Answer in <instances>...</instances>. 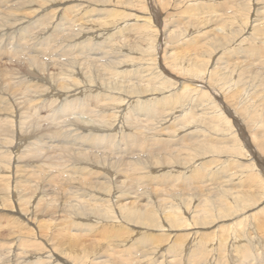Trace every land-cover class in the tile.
<instances>
[{"label":"rangeland","instance_id":"374dc122","mask_svg":"<svg viewBox=\"0 0 264 264\" xmlns=\"http://www.w3.org/2000/svg\"><path fill=\"white\" fill-rule=\"evenodd\" d=\"M87 1H92L91 7L93 8L94 6H96V8L95 7L94 8L95 9H98V10L99 9L101 10L102 8H105L106 7V4L105 3H98V2H95L94 0H86V1H82V2H85L86 3ZM132 1L133 0H125V1L113 0L112 1V4H111V7L107 8V9H113V10H115V9H117L119 7V9L122 10V7H121L122 5L121 4H123L124 5L123 6L124 9L126 10V12H125V15L126 16L125 17H122V16L120 17V19H121L122 22L118 18H117L118 20H116V22L117 21L118 22L120 21L119 22L120 25H121V23H128V24L130 23L129 25L131 26V28H130V26H128L129 29L126 28L124 30L125 31L124 34L123 33H122V35L120 34L121 36L120 35H117L116 37L114 36L115 39L112 38V40L114 39L113 41H115V42L118 41L117 38L119 40L125 39V41H123L125 43V48H124L122 54L124 53L123 56H128L129 59H130L129 62L128 61L126 63L124 62L125 65L127 66V67H125V69H129V71L130 70L134 71L133 69L139 70V68H140V70H142V71L144 70L145 73L154 72L153 68H156V66H157V65L155 66V63L156 64H159V62H160V60H158L157 57H159V53H160L159 49H161V50H163L161 52V54L164 57V58L161 59V61H163L164 62L163 64H165L167 66V69L169 70V72L170 71H172V72L175 71L174 70V67L177 65V62L176 61H178V63H180V62L183 63L184 62L185 68H183V69L184 70L186 69V71L187 70H190L191 72H193V75H192L191 72L188 73L189 75H187V73L185 71H183V69H181L184 73L182 71H180L179 73H177V75H179V76H181L183 78L192 77V76H195V77L198 76V78H201V77L204 78L205 75L208 77L209 76V73H210L209 70L210 71H213L214 70L212 72V74H213L212 77L214 78V81L217 84H214L213 81L212 82L209 81V82L213 83L215 85V87H216V85H218L219 83H221L220 81H222L221 84L226 85L225 86L226 87L225 88V91H224V88L221 89V90L224 91L223 93L221 92V94H224V95H222V96H224L223 99L224 100L225 99L227 100V101L225 100L226 101L225 104L226 105L228 104L227 106L230 107V108H232L235 111L236 117L237 118L239 117L238 119H239L240 123H242V125L244 126V127L243 126L241 127L242 129L241 128L240 129L243 130L244 133H248V134H244V136L247 137V135H248V138H249V142H250L251 147H253L254 149H257V152L260 151L259 152V155L261 157H263L264 156V137H263L264 136V123H263V121H264L263 120L264 119V82H263L264 81V74H263L264 73V57H263L264 56V51H263L264 50V42H263L264 41V37H263L264 34L262 36L260 34L261 31L260 32H257V31H258V26H259L258 24H260V19L264 17L263 16V12H264L263 11L264 10L263 7L264 6H261V5H264V0H257V1L256 0H254V1L252 0L253 2L251 0H248V1L247 0H240V1L239 0H227V1L226 0L225 1L224 0H216V2L213 1L214 3L213 2H210V3L213 4L212 7H214V8L215 7L217 8L218 6L222 7L223 6L222 3L225 5V6H223V8H225V9L229 5L228 8L230 10H227V12H226L227 15L224 18V22H227L228 21L226 23V28H225V29H228V32H229L228 33V38H227V36L225 37L224 34L222 33V31H219L218 28H216V31H218L217 33H216V31L214 32L213 30L212 31H209V29H211V28H210V24H208V21L207 20L209 19V17H212L211 15H208V14H203V15L202 14H198V11H194L192 9V7L187 8L189 4H192V3L193 4H196L195 2L199 3L200 0H193L192 3H191L192 0H174V1L173 0H171V1L170 0H163V4L161 3V5H165L166 10H165V13H164V16H163V19H162V21H163L161 23L162 26L161 27L160 26L159 27L158 26L156 27L155 25H157V24H155V20H154V18L152 16L151 22L148 23V24H151L150 27L148 25H147L148 26L147 28L140 27V28L145 29V31L143 29L141 30L140 28H138V25L139 24L141 25L145 21L143 20V18L142 19L141 18H138L139 16H141L140 14L137 15V14H134L133 12L139 13V9L141 7V10H142V13H143V17L146 16L147 19H148L149 16L146 15V14H148V12H150L149 11L150 8H148L147 3L144 2V1H142V0H140V1L139 0H135L136 3L135 2H132ZM116 2H118V3L116 4ZM130 2H132V5L133 4H136L139 7H135V6H132V5L128 6V4H131ZM169 2H171V3H169ZM85 3H83V4H85ZM119 3H121V4H119ZM171 5H172V7H171ZM198 5H201V4L199 3ZM57 6H58V8H57ZM75 6H77V9H75ZM258 6H261V8L260 7L258 8ZM59 7L60 8L63 7V10L65 11V13L68 14V16H70L69 13H72L71 16H70V18L72 16H74L79 10H81L82 8H85V6L82 5L81 1H75L74 3H69V4H65V5H60L59 3H56L54 6H49L48 10L51 9V8H52L51 10L57 8V12L56 13H58V12L61 11ZM232 8L234 9V11H232L233 10ZM133 10H135V11H133ZM237 10H240V11L242 10L244 12L240 13V11H237ZM246 11H247V13H246ZM127 13H128L129 16L132 15V14H134V15H136L138 17L131 18V17H135L133 15V16H130V20H128L129 16L127 15ZM130 13H132V14H130ZM170 13H172L171 14L172 16L170 15ZM192 14H194L196 16H192ZM87 15H89V14H87ZM167 15H169L171 18L169 16H167ZM256 15H258V17H255ZM42 16L43 15H41V17L38 16V15L37 16H34V17L30 16V18H28L26 16L25 18H22L21 23L22 24L24 23V25L23 26H20V27H24L26 25L28 26V29H30L32 27H35L36 30L34 31V33H33L34 35L33 36H37L39 34L40 35L41 34H48V33H49V36H50L52 32L51 31H48V30L46 31L43 28L48 27V24L47 23L49 21H51L53 18L50 17V19L48 20L47 18H43ZM203 16H205L206 21H205V18ZM146 17L144 19H146ZM15 18L17 20L20 17L15 16L14 19ZM214 18H216V17H214ZM32 20H33V22H32ZM85 20L89 21L90 18H87ZM199 20H200V22H198ZM263 20H264V18H263ZM59 21H60L59 18L53 20L54 25L56 26L59 23ZM213 21L212 22H209V23L213 24L214 26H217L218 24L215 23V22H213ZM245 21H247V24H249L250 26L247 25V24H244ZM45 22H46V24H45ZM116 22L115 23L113 22L112 26H118L119 24H118V22L116 24ZM204 22H206V23H204ZM262 22L263 21L261 20V23ZM37 24H39V25H37ZM58 25H57V27H58ZM136 25H137V28L140 30V32H139V30H137V28L132 29ZM206 26H208V27L206 28ZM247 26L250 27L249 28L250 30L248 29ZM262 26L264 27V24ZM251 27H253V28L251 29ZM62 29H64V28H62ZM246 29H248V30L245 31ZM150 30H152V31H150ZM242 30H243V32H242ZM4 31H5V33L7 35V34H9L7 31H10V30H4ZM155 31H156V33H155ZM248 31L249 32L251 31L250 34L249 33L247 34ZM117 32L118 31H114L112 33L115 34ZM1 33H3V32H1ZM11 33L15 34V32H11ZM65 33H67V32H65ZM160 33H162V35ZM221 33H222V35H221ZM104 34H108V33H104ZM139 34H140V36H139ZM255 34H257V35H255ZM259 34L261 35V37H260ZM16 36H19V39H18L19 42H22L23 39L28 38L27 36L20 35V32H16ZM162 36H164L165 38L163 39ZM245 37H246V39H245ZM10 38H11V36H10ZM10 38H7V40L9 41ZM161 38L163 39V44L160 47ZM258 38L259 39L261 38V39L259 40ZM101 39L104 40V38H101ZM97 41L99 42L101 40H97ZM164 41H165L166 45L164 44ZM247 42L249 44H247ZM124 43H123V46H124ZM245 43L247 45H244ZM69 45L70 44L66 43V46L67 47ZM251 45H254L257 48H263V49H260V51L262 50L260 52V54H259V55H261V58H259L258 56H254V55L252 57H250V58H245L244 57V55H243L244 53L241 52V51L242 50L243 51L250 50L251 49L250 48ZM259 46H261V47H259ZM47 47H51V44H49ZM108 47L109 46L105 47V50L106 51L109 50ZM52 48H55V47H52ZM115 48H116L115 51H118L119 46H116ZM248 48H250V49H248ZM15 49H17V47ZM126 49H128V50H126ZM18 50H19V47H18ZM39 51H41V53L39 54L40 58L43 59L45 62H48V63L51 64L52 61L50 60V57H44L45 55H42L43 52H44V50L42 51L40 49ZM92 51L93 50H90V53L89 52L88 53L85 52L86 53L85 55H93V57H97V58H100V56H102L101 53H98V52L95 53V52H92ZM9 52L7 51V49L5 50V53L6 54L9 53ZM0 53L2 54V56H0V58H2L0 60V63H1L0 65H3L4 64L3 66H0V69H5V70H9V69L11 70L12 69V70H15L13 72L18 71V73L16 75H14L15 77L11 76V77H13L14 80H12V78L11 79L9 78V82H10V80H12L14 82V83L10 82L11 85L12 84L13 85L16 84V82H18V81H22L24 77L27 78L26 76L29 73H30V76L31 77L36 76L38 78V76H39V75H37L38 72H35V70H32L33 71V73H32L31 70H28V67L27 66H28V63L29 62L23 60V58H24L25 55H23V57H22V55H19L18 56V59L19 60H17L16 58L9 59V57H3V52L2 51H0ZM233 53H235V54H233ZM114 55H115V53L112 56L107 55V59H106L105 63L112 62V60H110V59H112L114 57ZM76 56H78V59H77L78 61L80 59L86 58L83 55H76ZM128 57H126V58H128ZM133 57H136L137 59L134 60V59H132ZM180 57H181V59H179ZM182 57L184 58V60H183ZM198 57H199V62L196 61V58H198ZM244 58L246 59L245 61H244ZM163 59H165V61ZM234 59H236V60H234ZM254 59H255L256 62L254 61ZM64 60H66V59L64 58ZM113 60H114V58H113ZM156 60L158 62H156ZM10 61H12L13 64H10L9 63ZM103 61H104V59H103ZM189 61H191V62H189ZM211 61H213V62H211ZM246 61H247V63H250V61H251V64H250L251 66L250 65L248 66V64L246 63ZM224 62H227V64L225 65ZM173 63L175 64V66H173ZM143 64H145V65H143ZM185 64H187V66ZM135 65H136V67H135ZM231 65H232V67H231ZM143 67H145V68H143ZM188 67H190V68H188ZM233 67H234V69H233ZM58 68L59 67L56 66V69H58ZM192 68H193V70H192ZM75 69L77 71V73L75 74V78L78 79L81 82H80V84L78 86L76 84V87L75 88L73 87V88L69 89L68 91L66 90L67 92L62 90L61 93H64V95L62 96L61 101L63 100L66 103H67V101H69V99L72 98V96H73L72 94H77V96L80 97L82 95V93L83 94H86L87 93V94L90 95L93 92L94 93H97V91L100 92V89H101V93H103V90L102 89L108 88L106 85L107 84L110 85L109 84L110 82H112V85H113V83L115 81L114 79L110 78L112 76H111V74L109 75L108 72L107 73H105V72L99 73L98 72V69H99L98 66H97V69L96 68L90 69V70L87 71V74H83V75H81V74L84 71V66L81 67V68H80V66H77ZM199 69H201L202 71L199 70ZM221 70L224 71V72H222V74H221ZM231 70H232V72L234 74L231 72ZM120 71L121 70L118 69V72H120ZM195 71H197L199 73L202 72V73L198 74ZM228 71H229V74H228ZM214 72H218V73L214 74ZM21 73H23V74H21ZM24 74H25V76H24ZM102 74H103V76H101ZM156 74H158V73L156 72ZM226 74H227V78L225 77ZM66 75L67 74H65L63 76H59L58 78L52 79V81L51 80H48V82L50 81V83L40 81L39 84L40 85H47V87H48L47 91H49L50 93L51 92L56 93L58 90L57 91L53 90V88H54L53 86H56L60 82V79H61V82L62 83L64 82V83L67 84V82L65 80H68L67 79L68 76H66ZM216 75H219V76H216ZM229 75H230V77L231 76L232 77L234 76V77L233 78H230V77H228ZM241 75H243V76H241ZM129 77H130V74H127V78H123V79H128ZM159 77H161V76H159ZM220 77L221 78H225L224 82H223V80H221ZM238 79L240 80V82H241V80L243 81L244 84H242V82H241L242 86H241V84H238L239 83ZM247 80H249V81H247ZM258 80L260 81V83H259ZM105 81H107V82H105ZM118 81L121 84L122 83H124V84L126 83V85L127 84H133V83H129V80H128V82H123L122 79H120ZM159 81L161 83V80H158V82H156V83L159 84ZM169 82L171 83V81H169ZM261 82H262V84H261ZM105 83H107V84H105ZM156 83L153 84L154 86L152 84L149 85L150 86L149 88L147 87V84H145V85H139L140 83H138V84L136 83V85L140 89V92H142V90L144 92H142V93L139 92V94H136V93H134V94L128 93L127 94V95H130L131 99L130 98L126 99L127 100L126 103H125L126 105L123 108V110L124 109L125 110H124L123 114L122 113H119V115H118L119 117H117L118 120L120 119L119 120V123L117 122L116 125H115V127H100L101 129H104V130H101L102 132L99 133V134H97V135H95L96 133L92 134L93 137H91L90 139H94V138L95 139L96 138H101V139L103 138L104 139V135L106 136V138L108 136V137L111 138V140H114V141H112L114 143V145L117 144V145L120 146L119 147V149H120L119 151L122 152V153H119V151L116 149V148H118V146L116 145L117 146L115 148L116 151H114V147H113V150H107V153H109L108 156L110 158L114 157V158H112V160L115 159L114 160L115 162L112 163V160L110 158L108 159L107 158L108 156H107L106 159H99V163H97L99 165H101L100 163H102V165L105 166V168H110L113 171L112 172L113 173L112 174L113 176L115 174H117V175H115L116 177H114L115 178L114 182H111L110 192H108V194L106 193L107 196H108V198H106V199H110V197H111V199H113V201L115 203H117L116 199L123 197L122 194H118L119 193V190L121 188L120 187L121 184H120V182L119 183H116L118 181L123 180L122 182L124 184V181H125V179L121 176V172L122 171L119 170V169H122V168L125 169L126 168V165H125V163H121L120 164V162H128V160H129V162L132 161V163L134 164L133 166H135V168H139V170H138L139 171V175H140L139 177L140 178H143V179H146V181H148V182L143 181L142 183H144V184H138L137 185V183H133L135 181L132 179L133 177L131 175V177L129 176L128 179H127V184L124 185L125 186L124 191L127 190L126 191V195H129L131 198H129L128 200H125V201L124 200L120 201L118 203V205L116 206V210L119 211L118 212V215L119 214L121 215L120 218L122 219V221H126V223H129L131 225V226L130 225H127V228L126 229L129 232L127 233V231H126V236H129L135 242L136 241L139 242V241H143L145 238L149 237V234L150 233L160 232V233H162V235L164 237H166V236L168 237V239L166 237V240H168V241L165 240L166 242L163 241L162 243L161 242L160 243L159 242L155 243V241L152 240V245L151 244L150 245L147 244V248H145L142 251V253L141 252L139 253L140 256H138V254H136V257L134 256L135 255V252L134 251L137 248H134L132 246V244L135 243V242H132V240L131 241H128V239H127V241L126 242H123V243L116 242L115 245H114V247L113 246H112L113 248L111 247L112 249L109 248V253H107L105 251L104 245H99V247L97 248L98 250L96 249V254H97L96 257L98 258L103 253L101 255L102 257L100 256L101 259H99V260L109 259V261H110V259H111V261L110 262L108 261L107 264L108 263L109 264H132V263L139 264V262H141L142 264H144V261H145L146 264L147 263H149V264H164L165 261H167L165 264H181V263L182 264H198V263H200L202 261H204V262L201 263V264H204V263L205 264H240V263L241 264H249V263L250 264H262L260 262H264V228H263L264 227V224H263L264 223V218H262V217H264V193H263V191H264V184H263L264 183V179H263L264 178V176H263L264 175V166L261 167V165H260V163H259L258 160H253L251 158H248V155L250 153L249 152V147H247L245 145L244 141L242 140L244 137L242 138L241 135H240V131L241 130L238 129V127H236L234 125V123L229 120V118H230V115L228 113L229 112L228 111L229 108L225 104H223V105L226 108H222L220 102L219 103L217 102V99H218L217 97H213V95H210L209 93H207L208 95L206 94L203 98H200L201 95H202L201 92H199V93H197V94H195L193 96L192 95L189 96V92L188 91H187L188 94L182 95V93H183L182 91L183 90L182 89H179V88H181L179 86V84L178 85H175V84L172 85V86H174L173 88H172V86L170 87L169 85L168 86L166 85V87H163L162 86L161 88H159V86H157ZM230 83L231 84L234 83V84L231 85ZM81 84H82V86H81ZM3 85L2 86L4 87V89L2 87H0V102H2V100H3V101H5V103H9L11 100H13V102L15 100H17V102L20 103L19 101L22 102V100L27 99V98H24V97H26L27 95H29V94H25L26 95L25 96V95H21L22 93H16L14 95V97H13L11 95V93L14 90L7 89L9 87L6 84H4V82H3ZM11 85H10V87H11ZM60 85L61 84H58L57 85V87H59V89H61V86H62V85L61 86ZM103 85H105V86H103ZM6 86H7V88H6ZM176 86H178V87H176ZM131 87H132V85H129L128 89H131ZM138 87H136V88L138 89ZM18 88H19V90L24 91L23 87H18ZM18 88H16V90ZM80 88H81V90H80ZM237 88L238 89L240 88L239 90L241 92H239V90ZM74 89H77V90L75 91ZM96 89H97V91H96ZM87 90H89L91 93L89 91H87ZM85 91H87V92L85 93ZM117 91L119 92V89ZM117 91L115 90L114 92L117 94ZM227 91H229V92L227 93ZM104 92L107 93L105 90H104ZM231 92L234 93L235 95L232 94ZM12 94H14V93H12ZM140 95H142V96H140ZM236 95H237V97H236ZM118 96H119V94H118ZM125 96H126V94L124 96H122V97H125ZM173 96H174V99L177 102L174 101L173 103L170 104L172 107L170 105L169 106H170V108H173V106H174L173 109H177V111H173V112H171V114H173V115L174 114L180 115L179 122H177V121L175 123L173 122L174 124H179V123L181 124V122H183L182 120L184 118L186 120L187 119L190 120L191 119L190 117H193L194 115L196 116V117L194 116L195 118H193L192 121L190 120L192 122V124H188L186 126H181V127L178 128L179 130H177V131H180L182 127H184L183 130H186V131H184L182 133L180 132L181 133V136L175 134L176 130L175 131H170V129H163V130H161V128L160 129L158 128V129H156V130L153 131L154 132V137L153 138L148 137L149 135H152V130H150V132L148 131V129L146 130L145 127H146V124L147 123L144 124V122H146V118H145L144 115H141V117H140L141 119L145 120L143 123H141V124H143L142 127H139L140 130H141L140 132L138 130H135V127L134 128H131V127H127L126 128L125 127L126 124L125 123L122 124L121 121H124V119L126 117L136 118L135 117V113H131L130 112V113H127L126 114V112L130 109V106L133 107V105L137 102L138 99H140V100H138V102L145 103L148 100L149 101H152L153 100L154 102H156V101H158L160 99H167V98H170V97L172 98ZM64 97H67L69 99L64 98ZM212 97L216 101H214V99ZM19 98H20V100H19ZM207 98H209V99L207 100ZM210 98L212 100H210ZM237 99H238V101H237ZM8 100H9V102H8ZM131 100H133L134 103H132ZM209 101H211L210 102V105L211 104H213V105L210 106L209 105ZM218 101H220V99ZM214 102H216V103H214ZM230 102H232L233 105ZM52 103L53 102H50L51 106L53 107L52 109L59 108V110H60V108H61L60 112L62 111L63 102L62 103L61 102H57L56 104L55 103L52 104ZM215 105H216V107H215ZM90 107H92V104L90 105ZM217 107H219V108H217ZM186 108L189 110V112H188V110ZM52 109L50 108V110H52ZM206 109L209 110V111L211 110V111L210 112L209 111H206ZM214 109H215V111H214ZM59 110H57V111H59ZM218 110L221 111V112H219ZM186 111L188 112V114L184 118L181 119V117H183L182 115ZM212 111H213V113L214 112L215 113L213 114ZM20 112H22V111L20 110L19 113ZM29 112L32 113L33 114V117L36 118V120H38L40 122L42 120H47L48 122L44 123V127H47V125H50L49 127H51L53 125L52 124L53 123V119H55L56 121H58V120L61 119V117H59V116H55L54 118L49 117V113H48L49 111L47 113H44V112H41L39 110H35L33 108V109H30ZM56 113L59 114L58 112H56ZM221 113H222V116L223 117L219 118V116H221L220 115ZM12 114H13V111H12ZM12 114H10V115H12ZM192 114H193V116H192ZM66 115H68V114H65V116ZM121 115H123V116H121ZM173 115H171V116H173ZM216 115L217 116L219 115V116L217 117ZM73 117H77V115L76 116H73ZM83 117L84 118H88L86 116H83ZM225 119L227 121H229L230 123H228ZM88 120H90V118H88ZM186 120H185V122H186ZM203 120L206 121V122H204ZM213 120L217 121V124L219 123L218 125L221 124V127H218V129H215V128L210 127L212 125V123H213L212 122ZM220 120H221V122H220ZM171 121L172 120L170 119V120H168V122H165V123L163 122V123H164L165 126H166V124H167V126H170V125L173 126V123ZM222 122H224V123H222ZM130 123L137 124L139 122H137V120H134V121H131ZM262 123H263V126H262ZM232 124H233V126H232ZM159 125H162V124H159ZM120 126H123V127H120ZM143 126H145V127H143ZM249 126H251V127H249ZM196 127H201L203 129H200V128L196 129ZM73 128H75V127H73ZM130 128L133 131V133H131V134L140 135L142 137L143 143H154L155 142L154 145L157 146V147H158V145L162 146L163 143L164 144H167L168 143L169 144L168 147H173V145L175 143H179L181 139H184V144H185V147H186V145H187V138L192 137L194 135L197 136V134H199V135L202 134V136L205 135L206 136L205 139H208V141L206 140V142H204L203 144H200L199 143L201 146H198V143H195L196 144L195 146L199 147L200 149L202 148L203 149V152L200 149H197L198 151L197 150H194V148H196V147H194L192 149V152H194L195 154L192 153L193 154L192 157L190 155H189L190 157L189 156H186L185 153H181L180 154L181 155L180 156V159H181L182 162H179L178 163L177 161H175L173 159H169L171 164L170 165L167 164V165H169V166H167V165H164V161L159 162L160 160H157L156 158H153V157H156V156L154 155V153L152 155V152L151 151H148V149L146 147L144 148V150H141V151H135V152L133 151L134 153H136L134 155H131V156L130 155H126L127 154L126 153L127 147H125V142H123V140H124L123 137H124L125 134H127V133L130 134V132H132L131 130H129ZM167 130H169L171 133L169 134L168 132H166ZM210 130L212 131V133L210 132ZM78 131H80V133H82L83 135H84V133H86V135H89L90 134V133H88V131L86 132V131L82 130V127H80ZM48 133L49 132H47L46 134H48ZM60 133L53 132L52 134H54L55 136H59ZM80 133H77V135L79 134L81 136L82 134H80ZM46 134H44V136ZM173 135H175V136H173ZM44 139H46V137ZM42 140L43 139L41 138V141ZM86 140L87 139H83V141H86ZM105 141H106V139L103 140L104 143H105ZM148 141H150V142H148ZM122 142L124 143V145H123ZM33 143H34V139H30V141L27 142L23 146V148H26L28 146H31V145H33ZM56 143H60L59 144L60 146L69 145L68 142H67V140H62L60 142H55V143L51 144V146L46 147L44 151H40V153L42 154V157H43V159L45 161H40L39 163L40 164H44L43 165V170L45 172H47V177L44 178V179L38 180L37 183H40L41 184V183L46 182L47 180H52L53 182H55V180H56L55 175H53L52 173L48 172V171H50L48 169V166L49 165H54L55 166V163H47L46 162V159L53 158V157H57L60 154H64L63 152H53L52 151V150L58 149L60 147V146H55ZM100 143H102V142H100ZM208 144H209V146H208ZM138 145H140V144H138ZM206 146H208V147H206ZM215 146H216V148H218V150L214 148ZM178 149H179V146H177L175 150L178 152ZM182 149L183 148H181L179 150L182 151ZM208 149H209V151H208ZM93 150H94V152H97V151H103L105 149H103V147L101 146V147L96 148V149L93 148ZM213 150H215V151H213ZM112 153H115V155L113 156ZM111 154H112V156H111ZM175 154H176V152L175 153L172 152V155H170V154H167V155L160 154V156H161V158L162 157H165V156L170 158V157H172ZM138 156L140 157V161L136 165L135 162H137V159H138L137 157ZM195 157H197V159H195ZM127 158H128V160H127ZM183 158L186 161L183 160ZM107 160H108V162H107ZM247 160H248V162H247ZM226 161H229V162H226ZM234 161L236 163H239V162H241V163H245V162L249 163L250 161H253L252 163L254 165V169L248 168V170H246V173H250L251 170H253L254 177L251 180H248L247 178H243V179L242 178H240V179L238 178V179L235 180L234 177H233V175H236V173L239 170H238V168L232 169V167H233L232 164L235 163ZM157 162H159V163H157ZM185 162H187V163L185 164ZM205 162L207 163V165H209V163L211 164V163L215 162V163L212 164L214 167L212 165L208 166V167H210V169L208 168L207 175L205 176L204 173H202L203 176L201 175L200 178L197 177V179H195L196 182L193 183L192 185H189L187 187V190L184 191V189L186 187L183 186V184H186V182H183V184H182V183H180V181L182 182L185 179H189V177H188L189 174H187V173H190V171H191V174L194 173V175H196L195 172H197V170H198L197 167L199 169H202L203 170V167L205 168V165H204ZM39 163H35L34 164V163L31 162V163H27L28 165H26V166H32V165H36V164H39ZM139 165H140V167H139ZM119 167H122V168H119ZM194 168H195V170H194ZM240 168L242 169V167H240ZM216 169L219 170V171H217ZM170 170H172V171H170ZM210 170L211 171L214 170L213 172H215V173L216 172L217 173H220V174L217 175L218 178L216 177V178H214V180L212 178H210L208 176L209 174L212 173V172H210ZM114 171L116 173H114ZM118 171L120 172V174H119ZM157 171H159V173H157ZM167 172H168V174H167ZM53 173H57V172H55V169H54V172ZM184 173H186V174L184 175ZM165 174H167V175H172L173 174V175L177 176L180 181L179 182L178 181H175V183H178V184L180 183L182 185V187H180V188H183L182 190H180L179 187H176L175 186L178 189L177 190L174 189L175 190L174 191L175 192V195L174 196H179V198L177 199V201H174V204L172 206H174V209H176V211H175L176 213H174L173 215H169V218H167V221L165 220L166 219V217H165L166 216V213H163L162 212L167 207H163L164 204H163V202H160V199L161 198H167L168 196H164V195H161V194H157L156 190L154 189V188H156V186H158L159 189L161 188L162 185H159V183H161L160 180H163V177H161V176H164ZM2 176H3L2 170L0 169V182H2ZM51 176H53V177H51ZM158 176H160L159 177L160 180L159 179H156ZM224 176H226V177H224ZM61 177H60V180L64 179V177H62V178ZM120 178H121V180H120ZM96 179L98 180V182L99 181L101 182L103 180V177H101L100 175H98L97 177L93 176V179H91V180L93 182H95V181H97ZM258 179H260V180H258ZM154 180H156V182ZM245 180L247 181L246 183H245ZM88 181L90 182V180H88ZM89 182L86 183L87 186L89 185ZM166 183L167 182H165V184ZM17 184L21 187L22 190H26V191L31 190L32 187H33V185H32V178H30V177L29 178H19V180L17 181ZM63 184H64V182H62L60 185H63ZM132 184H134L135 187H133ZM239 184H241V186H239ZM251 184H252V186H251ZM83 185H80V186L83 187V188H87V186H85V185L83 186ZM146 185H147V187H144ZM260 185H262V186H260ZM71 186H72L71 188L68 187V188L65 189V191H62L63 193L62 192L54 193V191H56V190H54L52 187L51 188L53 189V191L51 193V191H47L46 188H48V187L44 188V192L45 193H47V194L50 193L49 194L50 198H51V196H54L55 198L63 197L64 199L63 198L62 199H63L64 203L57 199L56 206H57V208H60L61 207L60 208V211H57V213H54L53 215L52 214H47V216H45V217H40V220H49V219H52V221H55V222H53L54 223L53 226H51V227H54L55 226L53 228L54 230L55 229H57V230L58 229L59 230L60 229L63 230L64 227H66L65 230L71 229L73 231L74 230L76 231L77 229L78 230L79 229L81 230L82 226H83V229H84L87 225H95L96 223H97V226H99L100 225L99 223H101L102 220L100 222V221H98V219H95V218L93 219V217H91V220L88 221V219L84 216V214L81 213L80 211L78 212V210H77L78 207L81 206V204H79V202H78L79 199H80L79 196H80V194H83L84 192H86V190L83 189V188H78L75 185H71ZM236 187H237V189H236ZM40 188H41V185L39 186V192H42L43 189L41 188V191H40ZM75 188H76V190L78 192L75 190ZM171 190L172 189L169 188L166 191L167 192H171ZM30 193H31V191L28 192L27 195H31L32 194V193L31 194ZM172 194L169 193V195H172ZM46 195H43L41 197V199L46 198L47 197ZM137 196H139V198ZM77 197H79L78 200H76ZM81 197L82 198L84 197V199H82V201H87L88 198H89L87 196H81ZM85 198H86V200H85ZM123 198L126 199L125 197H123ZM70 199H71V201H70ZM36 200H40V199L39 198H36ZM47 200H50L49 197H47ZM206 200H207V202H206ZM39 203H40V201H37L36 202V204H39ZM119 204L123 205V207L122 206L119 207ZM208 204H210V205H208ZM203 205L206 206V208L208 210L210 209L208 211V213H205V212H203V214L201 213V211H203V209H204ZM73 206H75V207H73ZM128 206H130V207H128ZM244 206H246V207H244ZM72 207H73V209H72ZM69 208H70V210H69ZM228 208H229V210H228ZM245 208H246V210H245ZM62 209H64V210H62ZM230 209H232V210H230ZM147 210L150 211V213H149L150 214L149 215L150 218H146V219H149L151 221L150 223H148V226L145 224L144 221H142L143 219L137 220V219H135V216H132V214L134 212H136V213H143L144 211H147ZM6 211H10V209H7ZM226 211H227V213H226ZM16 212H19V210H16ZM181 212H183V213L181 214ZM31 215H34V213L31 214ZM216 215H219V216H216ZM76 216L78 217V219H76L77 218ZM112 216H113V218L114 217H117L114 214L110 215L109 217L112 218ZM197 216H199V217H197ZM73 217H75V219H73ZM170 217H171V219H170ZM113 218H112V221H114V219H115V218L114 219ZM184 218L185 219L187 218V219L185 220ZM251 219H252V221H250ZM254 219H255V222L253 224L256 223L258 225H256V224L253 225L252 224V222H253ZM31 220H33L32 223L38 222L37 221L38 220V217H37V220H36V218H33V216H31ZM84 220H86V221H84ZM183 220H185V223L182 224V225H180V226L178 225L176 227L173 224V222H175V221H177L176 223H181ZM154 223H155V226H154ZM183 225H185L187 229H185V228L181 229L180 227H182ZM226 225L228 226V228H227ZM234 225H235V227H234ZM45 227H47V226H45ZM171 227H174V228H171ZM232 227H234V229ZM150 228H151V230H150ZM237 228H239V229H237ZM44 229H46V228H44ZM178 229H179V233H178ZM225 229L227 231H225ZM260 229H262V230H260ZM154 230H156V231H154ZM184 230H186V231H184ZM45 231L42 230V232H44L45 235H47V237L49 235L47 233H50V236L51 235L53 236V233L51 231L50 232L48 230H45ZM190 231H192V233H194V234L189 237L186 233H190ZM0 232L1 233L3 232L2 234H7L4 229L3 230H0ZM147 232H148V234H146ZM210 232H213V234L210 233ZM234 232H236V233H234ZM160 233H157V234L161 236ZM163 233L164 234L167 233V234L164 235ZM184 233L188 237L187 236L184 237ZM55 234H57V233H55ZM127 234H129V235H127ZM141 234H143V235H141ZM204 234H206L207 237L204 236ZM174 235L178 239L176 237H174ZM201 235L203 236V238H202ZM210 235H211L212 238H210ZM236 235H238L237 236L238 238L236 237ZM27 236H29V235H27ZM5 237H6V235H5ZM181 237H184V238H181ZM15 238H16V236L15 237H11V238L8 237V240L7 241L5 239H4L5 241L4 240H0V243H1L0 244V255L1 254H5V255H1L0 256V264H12V263L13 264H17V262H15L17 260V259H15L16 254L17 255L20 254V259L21 260H19V264H29L31 262L30 260H25L24 259V257H25L24 254L21 255V248H19L20 249L19 250L18 249V247H19L18 245H20L22 241H20V238H17V239H15ZM51 238H52V240L50 239L49 241H48V238H46L47 241H48V245L50 246V248L49 249L46 248L47 246L45 245V248H46V251H47L46 254L49 257V261L48 262H51L52 264H65V263H62L61 262L62 258L65 260V258L63 257V252L61 250L60 251H56L57 249H53V246H58V244H59L58 240L59 239L56 240V238H57L56 235H54ZM161 238H162V236H161ZM185 238H188V240L185 239ZM192 238H193V240L196 238L194 240L195 242L192 241ZM201 238H202V240H200ZM204 238H206V240H208V242ZM83 239H85V238H82V240ZM222 240H224L225 242L222 241ZM200 241L201 242L204 241L205 244L206 245L208 244V245L207 246H204V248H200V247H203L202 244L204 243V242L201 243ZM211 241H212V243H211ZM11 242L14 245H12V247L10 249V251H11V253H10L9 250H8V248H9V245H11ZM164 242H165V244H164ZM198 242H200V243H198ZM195 244H196V247H194ZM1 245H4L5 247H3ZM116 245H117V247L119 249L116 247ZM122 245H124V246H122ZM37 246H41V245H37ZM176 246H177V248H176ZM6 247H7V249H6ZM29 249H31V248H29ZM158 249H159V251H158ZM169 249L172 250V251L175 250V249H178V251L176 250V251H173V253H172ZM112 250H115V251H112ZM119 250H121V251H119ZM53 251H56V252H53ZM100 251H102L101 254H100ZM104 251H105V254H104ZM111 251H112V254H111ZM116 251H118V252H116ZM119 252L121 253V255H118V254H120ZM174 252H176V253H174ZM244 252L247 255H248L247 252H249V255L251 256L250 257V260L249 259H248V261L246 260L245 255H244ZM114 253L117 254V255H115ZM58 255H59V257H60V255L62 257L59 261L56 260V257H58ZM103 255L106 256V257H104ZM232 255L235 256V258ZM252 255L257 256L258 259L256 260V262L254 260V257H252ZM108 256L110 258H108ZM137 256H138V258H137ZM160 257H161V259H160ZM236 257H238V259ZM17 258H19V256H17ZM153 258H154V260H151ZM27 259H29V258L27 257ZM128 259H129V261H128ZM137 259L140 260V261L139 262H136V261H138ZM156 259H157V261H156ZM124 260H126V261L123 262ZM161 260L162 261L165 260V261L162 262ZM197 260H198V263H197ZM27 261H29V262H27ZM131 261H132V263H131ZM51 263H47V264H51ZM69 263L70 262H67L66 264H69Z\"/></svg>","mask_w":264,"mask_h":264},{"label":"bare ground","instance_id":"6f19581e","mask_svg":"<svg viewBox=\"0 0 264 264\" xmlns=\"http://www.w3.org/2000/svg\"><path fill=\"white\" fill-rule=\"evenodd\" d=\"M75 1H81L82 5L85 6V8H82L81 10H79L74 16H71L72 13H69L70 16H68L67 13H65V11L63 10V7H59L60 8V12L56 13L57 12V8L51 10L49 8V6H54L56 3H59L60 5H65V4H69V3H74ZM82 1H86V0H0V51L3 52V57H9V59H14L16 58L17 60L18 59V56L19 55H25L23 60L29 62L28 63V70H31V72L33 73L32 70H35V72H38L37 75L38 78L36 76H33L31 77L30 76V73L26 76L27 78H23L22 81H18L16 82V84H10V82L14 83L12 80L13 77H15L14 75H16L18 73V71L16 72H13L15 70H5V69H0V87H2L4 89V85H3V82L4 84H6L9 88H6L9 89V90H14L11 95L14 97V95L16 93H22L21 95H25V94H29V95H25L26 97L24 98H27V99H24L21 101L20 98H19V102H17V100H15L13 102V100H11L9 103H5V101L2 100V102H0V169L2 170V182H0V230H5L7 234H2L0 232V240H8V237H15V239L17 238H20V241L21 244L18 245V249L21 248V255L24 254L25 257L24 259L25 260H30L31 262L29 264H47V263H51V262H48L49 261V257L48 255L46 254L47 251H46V248H50V246L48 245V241L53 237L54 235H56V240H58L59 244L58 246H53V249H57L56 251H62L63 252V257L65 258V260L61 257H56V260L59 261L61 258V262L62 263H67V262H70L69 264H107V262L109 261V259H106V260H99L101 259L100 256L103 254H101V252L103 251H100V256L97 258L96 257V249L99 247V245H104L105 247V251L107 253H109V248H111L112 246L114 247L115 243L116 242H120V243H123V242H126L127 239L128 241H131L132 238H130L129 236H126V231L127 233L129 232L126 228H127V225H130L129 223H126V221H122V219L120 218L121 215L119 214L118 215V210H116V206L118 205V203L122 200H128L129 198H131L129 195H126V191H124L125 189V186L127 184V179L128 177L132 175V179L135 181L133 183H137L138 184H144L142 183L143 181H146V179H143V178H140L139 176V168H135V166H133L134 164L131 162H129L128 158V162H120L121 163H125L126 165V168L123 169L122 167H119V168H122V169H119L121 170V176L125 179L124 181V184H123V180H120L121 181H118L116 183H119L121 184V188L119 190V193L118 194H122L123 197H125L126 199H124L123 197L121 198H117L116 201L117 203H115L113 201V199H106L108 198L107 194L108 192H110V187H111V182H114L115 178L116 177L115 174L114 176L112 175L113 171L110 169V168H105V166L102 165V163H100L101 165L97 164L99 163V159H106V157L108 156L109 153H107V150H113V147H114V151H116V149L119 151V145L118 148H116L117 146L114 145V143L112 141L114 140H111L110 137L104 135V139H106L105 143L103 142V138H94V139H90L92 136V134L96 133L95 135L101 133L102 131L101 130H104V129H101L100 127H115L116 123L118 122L119 123V120L117 117H119V113H122L124 112L123 108L125 107V103H126V99L130 98V95H127L128 93L130 94H139L140 92V89L139 87L136 85V83H140L139 85H145L147 84V87L149 88L150 86L149 85H153L155 84L156 82H158V80H161V83L159 81V84L156 83L157 86H159V88H161L162 86L163 87H166V85L168 86H172V85H178L181 87L179 89H182L183 93L182 95H186L188 94L187 91L189 92V96H193L199 92H201V97L200 98H203L207 93H209L210 95H213V97H217V102L221 104L222 108H226L223 104L226 103V101L223 99L224 94H221V92L223 93L225 91V86L226 85H223L221 84L222 81H220L221 83H219L218 85H215L214 84H217L215 83L214 81V78L212 77V72L214 71H210L209 70V76L207 77L205 75V77H201V78H198V76H192L193 75V72H191L190 70H187L186 69L184 70L183 68H185L184 66V62L183 63H178L177 62V65L175 66V64L173 63V66L174 67V72L170 71L167 69V66L165 64H163L164 62L161 61L162 58H164L161 54V52L163 50L159 49L160 53H159V57H157L158 60H160L159 64H156L155 63V66L156 68H153L154 72H151V73H145V71L143 70H135L133 69L134 71L130 70L129 69H125V67H127L125 65V63L128 61L129 62V57L128 56H123L124 53L122 54L124 48H125V43L123 41H125V39H122V40H119L117 38V40L119 41H113L115 38L114 36L116 37L117 35H122V33L124 34V30L126 28L129 29L128 26H130L128 23H121V25L119 24V22L121 21L120 17H125V12L126 10L124 9V5L121 4L122 6V10L119 9V7L115 10L113 9H107L109 7H111V4H112V1L113 0H94L95 2H98V3H105L106 4V7L105 8H102L101 10L99 9H95L96 6H94L93 8L91 7L92 5V1H87L86 3L85 2H82ZM119 1H125V0H119ZM140 1V0H139ZM144 2L147 3V6L148 8H150V12H148V15L149 18L147 19L146 16L143 17V13H142V10H141V7L139 9V13H135L133 12L134 14H137V15H141V16H136L132 13V15L130 16H135V17H131V18H143V20L145 21L144 23H142L141 25L139 24L138 25V28L140 27H145L147 28L148 26L150 27L151 24H148L151 22V18L153 16L154 20H155V25L156 27L158 26H162V19H163V16H164V13H165V10H166V7L165 5H161V3L163 4V0H142ZM171 1V0H170ZM174 1V0H173ZM216 0H200L199 3L201 5H198L199 3L195 2L196 4H193V0L191 1L192 4H189L187 8H190L192 7V9L194 11H198V14H208V15H211L212 17H209V19L207 20L208 21V24H210V28L209 31H216V28H218L219 31H222V33L224 34V36L228 38V29H225L226 28V23L228 22H224V18L226 17V12L227 10H230L227 6V8H223V6H225L223 3H222V7L218 6L217 8L215 7H212V3L210 2H213ZM225 1V0H224ZM223 1V2H224ZM227 1V0H226ZM240 1V0H239ZM248 1V0H247ZM252 1V0H251ZM254 1V0H253ZM252 1V2H253ZM257 1V0H256ZM132 2H135V0H133ZM132 2H130L131 4H128V6L132 5ZM168 2V1H167ZM218 2V1H217ZM237 2V1H236ZM85 3V4H83ZM108 3V4H107ZM118 2H116L117 4ZM136 3V2H135ZM171 3V2H169ZM214 3V2H213ZM221 3V2H220ZM239 3V2H238ZM114 4V3H113ZM188 4V3H187ZM252 4V3H251ZM58 5V4H57ZM132 6H135V7H139L137 6L136 4H133ZM170 6V5H169ZM185 6V5H184ZM215 6V5H214ZM237 6V5H236ZM261 6H264V5H261ZM261 6H258V8ZM56 7V6H55ZM120 7V8H121ZM134 7V8H135ZM172 7V5H171ZM232 7V6H231ZM116 8V7H115ZM130 8V7H129ZM145 8V7H144ZM177 8V7H176ZM238 8V7H237ZM244 8V7H243ZM264 8V7H263ZM262 8V9H263ZM43 9V10H42ZM75 9H77V6H75ZM146 9V8H145ZM233 9V8H232ZM240 9V8H239ZM132 10V9H131ZM147 10V9H146ZM175 10V9H174ZM260 10V9H259ZM135 11V10H133ZM234 11V9L232 10ZM231 11V12H232ZM237 11H240V10H237ZM264 11V10H263ZM146 12V11H145ZM244 11H240V13H242ZM129 13V12H128ZM127 13V15H128ZM247 13V11H246ZM57 14V15H56ZM60 14V15H59ZM89 14V15H87ZM172 13H170L171 15ZM40 16L43 15L42 17L43 18H47L48 20L50 19V17H52L53 19L51 21H49L47 24H48V27L46 28H43L45 29L46 31H51V35L49 36V33L48 34H39L37 36H33L34 34V31L36 30L35 27H32L30 29H28V26H24V27H20V26H23L24 23L22 24L21 21H22V18H25L26 16L28 18H30V16L34 17V16ZM262 15V14H261ZM15 16H18L20 17L19 19L16 20V18L14 19ZM114 16V17H113ZM116 16V17H115ZM129 16V15H128ZM130 16L128 18V20H130ZM169 16V15H167ZM172 16V15H171ZM192 16H196L194 14H192ZM236 16V15H235ZM263 16H264V12H263ZM262 16V17H263ZM146 17V19H144ZM170 17V16H169ZM205 18V16H203ZM207 17V16H206ZM216 17V18H214ZM245 17V16H244ZM255 17H258V15H256ZM59 18V25L57 27V25L55 26L54 23H53V20L55 19H58ZM87 18H90L89 21L85 20ZM120 20L118 22V26H112L113 22L115 23L116 20L118 19ZM137 18V19H138ZM171 18V17H170ZM248 18V17H247ZM260 18V17H259ZM264 18V17H263ZM263 18L260 19V24H258V31L257 32H260L261 31V35L263 36L264 34V27L262 26L264 24V20ZM27 19V18H26ZM34 19V18H33ZM46 19V20H47ZM64 19V20H63ZM127 19V18H126ZM136 19V20H137ZM203 19V18H202ZM229 19V18H228ZM231 19V18H230ZM244 19V18H243ZM214 20V21H213ZM240 20V19H239ZM245 20V19H244ZM249 20V19H248ZM247 20V21H248ZM261 20L263 21L261 23ZM125 21V20H124ZM140 21V20H139ZM205 21H206V18H205ZM215 22L217 23L216 25L217 26H214L213 24L209 23V22ZM247 21L244 22V24H247ZM33 22V20H32ZM116 22V24H117ZM122 22V21H121ZM200 22V20L198 21ZM222 22V23H221ZM249 22V21H248ZM252 22V21H251ZM250 22V23H251ZM256 22V21H255ZM259 22V21H258ZM42 23V22H41ZM206 23V22H204ZM230 23V22H229ZM234 23V22H233ZM240 23V22H239ZM22 24V25H21ZM46 24V22H45ZM207 24V25H208ZM237 24V23H236ZM39 25V24H37ZM36 25V26H37ZM148 25V26H147ZM206 25V24H205ZM204 25V26H205ZM232 25V24H231ZM249 25V24H247ZM252 25V24H251ZM60 26V27H59ZM199 26V25H198ZM209 26V25H208ZM206 26V28L208 27ZM214 26V27H213ZM250 26V25H249ZM249 26L248 29L250 28ZM254 26V25H253ZM257 26V25H256ZM44 27V26H43ZM77 27V28H76ZM115 27V28H114ZM155 27V28H156ZM235 27V26H234ZM246 27V28H247ZM40 28V27H39ZM64 28V29H62ZM131 28V26H130ZM137 28V25L132 28V29H135ZM137 28V30H139ZM143 28H140L141 30ZM229 28V27H228ZM253 27H251L252 29ZM248 29H246L245 31H247ZM255 29V28H254ZM4 30H10V31H7L9 34L6 35L5 31ZM145 31V29H143ZM188 30V29H187ZM235 30V29H234ZM250 30V29H249ZM114 31H118L117 33H112ZM152 31V30H150ZM149 31V32H150ZM161 31V30H160ZM193 31V30H192ZM202 31V30H201ZM11 32H15V34L11 33ZM16 32H20V35L22 36H27L28 38L26 39H23L22 42H19L18 39H19V36H16ZM67 32V33H65ZM136 32V31H135ZM140 32V30H139ZM154 32V31H153ZM218 31H216L217 33ZM243 32V30H242ZM251 32V31H250ZM250 32L248 31L247 34ZM104 33H108V34H104ZM156 33V31H155ZM189 33V32H188ZM194 33V32H193ZM197 33V32H196ZM204 33V32H203ZM221 33V35H222ZM256 33V32H255ZM143 34V33H142ZM162 35V33H160ZM215 34V33H214ZM219 34V33H218ZM243 34V33H242ZM254 34V33H253ZM259 34V35H260ZM104 35V36H103ZM120 35V36H121ZM202 35V34H201ZM257 35V34H255ZM258 35V36H259ZM260 35V37H261ZM11 36V38H10ZM140 36V34H139ZM257 36V37H258ZM10 38V40L8 41L7 38ZM160 37V36H159ZM247 37V36H246ZM245 37V39H246ZM264 37V36H263ZM101 38H104L101 39ZM112 38H114L112 40ZM125 38V37H124ZM162 38L164 39L165 37L162 36ZM161 38V44H160V47L161 45L163 44V39ZM251 38V37H250ZM234 39V38H233ZM259 39V38H258ZM261 39V38H260ZM259 39V40H260ZM8 42H7V41ZM97 40H101V41H97ZM128 40V39H127ZM166 40V39H165ZM239 40V39H238ZM248 40V39H247ZM250 40V39H249ZM244 41V40H243ZM124 43V46H123V43ZM127 42V41H126ZM168 42V41H167ZM246 42V41H245ZM258 42V41H257ZM264 42V41H263ZM66 43L70 44L68 47L66 46ZM217 43V42H216ZM237 43V42H236ZM49 44H51V47H47ZM164 44L166 45L165 41H164ZM177 44V43H176ZM247 44H249L247 42ZM246 43L244 45H247ZM254 44V43H253ZM127 45V44H126ZM218 45V44H217ZM243 45V44H242ZM243 45V46H244ZM262 45V44H261ZM108 47L109 50H105V47ZM116 46H119L118 48V51H115V47ZM130 46V45H129ZM148 46V45H147ZM241 46V45H240ZM250 46V45H249ZM248 46V47H249ZM17 47V49H15ZM18 47H19V50H18ZM52 47H55V48H52ZM261 47V46H259ZM199 48V47H198ZM251 48V49H250ZM248 48L250 50H245L241 52H243L244 54V57L245 58H250L252 57L253 55L254 56H258L259 58H261V55L260 52V49H263V48H257L255 47L254 45H251V47ZM7 49V51L9 53H5V50ZM44 50L43 54L42 55H45L44 57H50V60L52 61V63H48V62H45L43 59L40 58L39 54L41 53V51L39 50ZM122 49V50H121ZM90 50H93L92 52H95V53H101L102 56H100V58H97V57H93V55H85L86 53L85 52H89L90 53ZM128 50V49H126ZM145 50V49H144ZM199 50V49H198ZM146 51V50H145ZM197 51V50H196ZM236 51V50H235ZM264 51V50H263ZM212 52V51H211ZM115 53L114 55V60L113 58L110 59L112 60V62H109V63H105L106 59H107V55L109 56H112L113 54ZM204 54V53H203ZM209 54V53H208ZM229 54V53H228ZM235 54V53H233ZM76 55H83L85 56L86 58H83V59H80L79 61L77 60L78 59V56ZM190 55V54H189ZM227 55V54H226ZM231 55V54H230ZM0 56H2V54L0 53ZM98 56V55H97ZM192 56V55H191ZM212 56V55H211ZM21 57V56H20ZM80 57V56H79ZM128 57V58H126ZM189 57V56H188ZM196 57V56H195ZM264 57V56H263ZM64 58L66 60H64ZM131 58V57H130ZM156 58V57H155ZM183 58V57H182ZM206 58V57H205ZM234 58V57H233ZM244 58V61L246 60ZM256 58V57H255ZM2 58H0L1 60ZM101 59V60H100ZM104 59V61H103ZM132 59H137L136 57H133ZM181 59V57L179 58ZM178 59V60H179ZM223 59V58H222ZM231 59V58H230ZM64 60V61H63ZM165 61V59H163ZM184 60V58H183ZM236 60V59H234ZM233 60V61H234ZM239 60V59H238ZM243 60V59H242ZM249 60V59H248ZM247 60V61H248ZM251 60V59H250ZM260 60V59H259ZM258 60V61H259ZM180 61V60H179ZM196 61L199 62V57L196 58ZM232 61V62H233ZM241 61V60H240ZM246 61V63H247ZM252 61V60H251ZM251 61L250 63H247L248 66L251 64ZM255 61V59H254ZM125 62V63H124ZM156 62H158L156 60ZM191 62V61H189ZM194 62V61H193ZM213 62V61H211ZM210 62V63H211ZM231 62V61H230ZM242 62V61H241ZM256 62V61H255ZM263 62V61H262ZM10 64H13L12 61L9 62ZM23 63V62H22ZM195 63V62H194ZM201 63V62H200ZM234 63V62H233ZM232 63V64H233ZM238 63V62H237ZM236 63V64H237ZM244 63V62H243ZM258 63V62H257ZM1 64V63H0ZM129 64V63H128ZM189 64V63H188ZM202 64V63H201ZM224 64L226 65L227 62H224ZM229 64V63H228ZM246 64V65H247ZM4 65V64H3ZM3 65H0V66H3ZM145 65V64H143ZM187 66V64H185ZM238 65V64H237ZM243 65V64H242ZM10 66V65H9ZM56 66L59 67L58 69H56ZM77 66H80L83 67L84 66V71L81 75L83 74H87V71L90 70V69H93V68H96L97 69V66L99 67L98 69V72L101 73V72H105V73H109V75L111 74L112 79H114V83L112 85V82H110L108 85L107 84L106 86L108 88H104L102 89L103 90V93H101V89H100V92L97 91V93H91L87 94L85 91L86 94H83L79 97L77 96V94H72V98L69 99L67 97H64V98H67L69 99V101H67V103L65 101H61V98L62 96L64 95V93H61L62 90L63 91H68L69 89L71 88H75L76 87V84L77 86L80 84L81 81H79L78 79L75 78V74L77 73L76 71V67ZM140 66V65H139ZM138 66V67H139ZM150 66V65H149ZM203 66V65H202ZM206 66V65H205ZM204 66V67H205ZM245 66V65H244ZM243 66V67H244ZM251 66V65H250ZM254 66V65H253ZM130 67V66H129ZM136 67V65H135ZM193 67V66H192ZM225 67V66H224ZM232 67V65H231ZM235 67V66H234ZM233 67V69H234ZM257 67V66H256ZM261 67V66H260ZM15 68V67H14ZM145 68V67H143ZM190 68V67H188ZM23 69V68H22ZM37 69V70H36ZM118 69H120L121 71L118 72ZM142 69V68H141ZM181 69H183V71H185L187 73V75H189L188 73H192V77H187V78H183L179 75H177V73H179L180 71H182ZM195 69V68H194ZM218 69V68H217ZM224 69V68H223ZM232 69V68H231ZM232 69V70H233ZM249 69V68H248ZM256 69V68H255ZM116 70V71H115ZM193 70V68H192ZM201 70V69H199ZM219 70V69H218ZM231 70V72H232ZM259 70V69H258ZM23 71V70H22ZM64 71V72H63ZM182 71V72H183ZM202 71V70H201ZM220 71V70H219ZM230 71V70H229ZM229 71H228V74H229ZM234 71V70H233ZM240 71V70H239ZM66 72V73H65ZM156 72L158 74H156ZM176 72V73H175ZM197 72V71H195ZM205 72V71H204ZM222 71L221 70V74H222ZM227 72V71H226ZM235 72V71H234ZM14 73V74H13ZM184 73V72H183ZM198 74L202 73V72H197ZM196 73V74H197ZM218 72H214V74H216ZM233 73V72H232ZM23 74V73H21ZM67 74L66 76L68 80H65L67 82L66 83H62L61 82V79H60V82L58 84H61V89H59V87L56 86H53V90L57 91L56 93H53V92H49L47 91L48 87L47 85H40L39 82L40 81H43V82H47V83H50V81L48 82V80H51L52 79H55V78H58L59 76H63ZM127 74H130V77L128 79H123V78H127ZM168 74V75H167ZM220 74V75H221ZM234 74V73H233ZM238 74V73H237ZM264 74V73H263ZM181 75V74H180ZM183 75V74H182ZM232 75V74H231ZM240 75V74H239ZM13 76V77H11ZM25 76V74H24ZM73 76V77H72ZM103 76V74L101 75ZM105 76V75H104ZM161 76V77H159ZM184 76V75H183ZM216 76H219V75H216ZM224 76V75H223ZM238 76V75H237ZM243 76V75H241ZM257 76V75H256ZM227 78V74L225 76ZM230 77V75L228 76ZM234 77V76H233ZM232 76L230 78H233ZM239 77V76H238ZM9 78L12 80H10L9 82ZM218 78V77H217ZM221 78V77H220ZM242 78V77H241ZM21 79V78H20ZM106 79V78H105ZM122 79L123 82H128L129 80V83H133V84H127L126 83H120L118 80ZM243 79V78H242ZM246 79V78H245ZM248 79V78H247ZM251 79V78H250ZM257 79V78H256ZM17 80V79H16ZM107 80V79H106ZM221 80H225V78H221ZM260 80V79H259ZM258 80V81H259ZM113 81V80H112ZM171 81V83L169 82ZM209 81H213V83L209 82ZM233 81V80H232ZM231 81V82H232ZM239 83L238 84H244L243 81L238 79ZM249 81V80H247ZM257 81V82H258ZM262 81V80H261ZM42 82V83H43ZM107 82V81H105ZM173 82V83H172ZM230 82V81H229ZM251 82V81H250ZM254 82V81H253ZM264 82V81H263ZM69 83V84H68ZM188 83V84H187ZM260 83V81H259ZM258 83V84H259ZM221 84V85H220ZM229 84V83H228ZM231 84V83H230ZM234 84V83H232ZM231 84V85H232ZM241 84V86H242ZM262 84V82H261ZM3 85V86H2ZM11 85V87H10ZM129 85H132L131 89H128ZM193 85V86H192ZM223 85V86H222ZM82 86V84H81ZM105 86V85H103ZM120 86V87H119ZM154 86V85H153ZM192 86V87H191ZM219 88H218V87ZM18 87H23L24 91H21L19 90ZM138 87V89L136 88ZM174 86H172L173 88ZM178 87V86H176ZM235 87V86H234ZM245 87V86H244ZM16 88H18L16 90ZM224 88V91L221 90ZM229 88V87H228ZM251 88V87H250ZM2 89V90H3ZM93 89V88H92ZM119 89V92L117 91ZM164 89V88H163ZM178 89V90H179ZM235 89V88H234ZM233 89V90H234ZM238 89V88H237ZM240 89V88H239ZM238 89V90H239ZM246 89V88H245ZM75 91L77 89H74ZM81 90V88H80ZM104 90L107 92L105 93ZM117 91V94L114 92V91ZM129 90V91H128ZM142 90V89H141ZM170 90V89H169ZM232 90V89H231ZM247 90V89H246ZM250 90V89H249ZM255 90V89H254ZM4 91V90H3ZM66 91V92H67ZM95 91V90H94ZM95 91V92H96ZM237 91V90H236ZM248 91V90H247ZM88 92V93H89ZM142 92H144L142 90ZM140 92V93H142ZM229 91H227L228 93ZM239 92H241L239 90ZM251 92V91H250ZM226 93V92H225ZM232 93V92H231ZM230 93V94H231ZM79 94V93H78ZM119 94V96H118ZM126 94L125 97H122ZM158 94V93H157ZM179 94V93H178ZM234 94V93H232ZM238 94V93H237ZM251 94V93H250ZM150 95V94H149ZM208 95V94H207ZM235 95V94H234ZM243 95V94H242ZM142 96V95H140ZM170 96V95H169ZM16 97V96H15ZM20 97V96H19ZM22 97V96H21ZM168 97V96H167ZM166 97V98H167ZM212 97V98H213ZM237 97V95H236ZM242 97V96H241ZM7 98V97H6ZM10 98V97H9ZM134 98V97H133ZM138 98V97H137ZM226 98V97H225ZM230 98V97H229ZM4 99V98H3ZM15 99V98H14ZM142 99V98H141ZM178 99V98H177ZM194 99V98H193ZM206 99V98H205ZM209 98H207L208 100ZM214 99V98H213ZM220 99V101H218ZM228 99V98H227ZM231 99V98H230ZM248 99V98H247ZM60 100V101H59ZM66 100V99H65ZM135 100V99H134ZM137 100V99H136ZM140 100V99H138ZM137 102L132 106H130V109L126 112L127 113H135V117L136 118H132V117H126L124 119V121H121L122 124L125 123L126 124V128L127 127H131V128H134L135 127V130H138L139 132L141 131L139 127H142L143 123L145 120L141 119V115H144L145 118H146V130L148 129V131L150 132V130H152V135H149L148 137H151L153 138L154 137V130L156 129H160L163 130V129H170V131H175V134L176 135H179L181 136V133L186 131V130H183L184 127L181 128L180 131H177L179 130L178 128L181 127V126H186L188 124H192V119L195 118L192 114L193 117H190L191 121L190 120H186L184 117L188 114V112L186 111L181 117L184 118L181 122V124H174L176 121L179 122V119H180V115H176V114H171V112L173 111H177V109H173V108H170V104L173 103L174 101H176L174 99V96L171 98H167V99H160L156 102H154L153 100L152 101H146L145 103H140V102ZM151 100V99H150ZM206 100V101H207ZM210 100H212L210 98ZM204 101V100H203ZM214 101H216L214 99ZM231 101V100H230ZM238 101V99H237ZM236 101V102H237ZM248 101V100H247ZM49 102V103H48ZM50 102H53V103H57V102H63V108H62V111L60 112L59 108L57 109H52L53 107L51 106ZM132 103L133 100H131ZM177 102V101H176ZM210 102L209 101V105H210ZM224 102V103H223ZM235 102V101H234ZM52 103V104H53ZM66 103V104H65ZM213 103V102H212ZM216 103V102H214ZM232 103V102H230ZM242 103V102H241ZM245 103V102H244ZM248 103V102H247ZM19 104V105H18ZM92 104V107H90V105ZM181 104V103H180ZM246 104V103H245ZM170 105V106H169ZM213 105V104H211ZM210 105V106H211ZM226 105V104H225ZM228 105V104H227ZM226 105V106H227ZM233 105V103H232ZM252 105V104H251ZM54 106V105H53ZM196 106V105H195ZM219 106V105H218ZM220 106V107H221ZM57 107V106H56ZM172 107V106H171ZM176 107V106H175ZM216 107V105H215ZM228 107V106H227ZM35 109V110H39L41 112H44V113H49V117H52L54 118L55 116H59L61 117L60 120L56 121L55 119H53V125L51 127H49L50 125H47V127H44V123L48 122L47 120H42L41 122L36 120V118L33 117V114L29 112L30 109ZM50 108L52 110H50ZM219 108V107H217ZM228 113L230 115V118L229 120L231 122L234 123V125L236 127H238V129H240L243 125L242 123H240L239 121V117L237 118L236 117V113L235 111L228 107ZM250 108V107H249ZM211 109V108H210ZM22 111L19 113V111ZM59 110V111H57ZM120 110V111H119ZM195 110V109H194ZM198 110V109H197ZM201 110V109H200ZM12 111H13V114H12ZM134 111V112H133ZM206 111H209L206 109ZM211 111V110H210ZM209 111V112H210ZM215 111V109H214ZM219 111V110H218ZM223 111V110H222ZM241 111V110H240ZM56 112H60L59 114H57ZM221 112V111H219ZM237 112V111H236ZM213 113V111H212ZM215 113V112H214ZM213 113V114H214ZM234 115H233V114ZM12 114V115H10ZM65 114H68L65 116ZM198 114V113H197ZM206 114V113H205ZM204 114V115H205ZM77 117H73V116H76ZM86 116L88 118H90V120H88V118H84L83 116ZM173 115V116H171ZM199 115V114H198ZM221 116H219V118L223 117L222 116V113L220 114ZM17 116V117H16ZM68 116V117H67ZM123 116V115H121ZM191 116V115H190ZM217 116V115H216ZM217 116V117H218ZM227 116V115H226ZM238 116V115H237ZM211 117V116H210ZM225 117V116H224ZM228 117V116H227ZM16 118V119H15ZM169 118V119H168ZM198 118V117H197ZM214 118V117H213ZM212 118V119H213ZM172 120L171 122L173 123V126H166L164 125L165 122H168V120ZM211 119V118H210ZM218 119V118H217ZM227 119V118H226ZM225 119V120H226ZM134 120H137V124L135 123H130L131 121H134ZM186 120V122H185ZM223 120V119H222ZM264 120V119H263ZM200 121V120H199ZM204 121V120H203ZM210 121V120H209ZM224 121V120H223ZM227 121V120H226ZM164 122V123H163ZM170 122V123H171ZM206 122V121H204ZM212 125L214 126H210L212 128H215V129H218V127H221V124L218 125L217 124V121L213 120L212 121ZM221 122V120H220ZM228 123H230L229 121H227ZM224 123V122H222ZM264 123V121H263ZM263 123H262V126H263ZM50 124V123H49ZM139 124V125H138ZM159 124H162V125H159ZM119 125V124H118ZM209 125V124H208ZM207 125V126H208ZM46 126V125H45ZM192 126V125H191ZM233 126V124H232ZM234 126V127H235ZM75 127V128H73ZM82 127V130L84 131H88V133H90L89 135H86V133H84V135L82 133H80L79 128ZM120 127H123V126H120ZM244 127V126H243ZM251 127V126H249ZM256 127V126H255ZM129 129L132 131V129ZM175 128V129H174ZM203 129L201 127H196V129ZM195 129V130H196ZM199 129V130H200ZM206 129V128H205ZM242 129V128H241ZM240 129V130H241ZM198 130V131H199ZM208 130V129H207ZM213 130V129H212ZM78 131V132H77ZM169 130H167L166 132H168L169 134L171 133ZM209 131V130H208ZM222 131V130H221ZM243 130L240 131V135L241 137L243 138L242 140L244 141L245 145L247 147H249V155H248V158H251L253 160H258L261 167L264 166V156L261 157L259 155V152H257V149H254L253 147H251L250 145V142H249V138H248V135L247 137L244 136V134H248V133H244V131L242 132ZM47 132H49L48 134H46ZM53 132H57V133H60L59 136H55L54 134H52ZM82 132V131H81ZM136 132V131H135ZM144 132V131H143ZM181 132V133H180ZM210 132L212 133V131L210 130ZM77 133H80L82 134L81 136L77 135ZM133 133L130 132L125 134L124 137H123V142H125V147H127V150H126V155H134L136 153H134L135 151H141V150H144V148L146 147L148 149V151H151L152 152V155L154 153V155L156 157H153V158H156L157 160H160L159 162L161 161H164V165H167V164H171L170 163V160L169 159H173L175 161H177L178 163L179 162H182L181 159H180V154L181 153H185L186 156H193L192 153V149L194 147V150H197V149H200L199 147L195 146L196 144L195 143H198V146H201L200 144H203L204 142H206V140L208 141V139H205L206 136L202 134L199 135L197 134L192 136V137H189L187 138V145L185 147V144H184V139H181L179 143H175L173 145V147H168V143L167 144H164L162 146L158 145L155 146L154 143H143V140H142V137L140 135H137V134H131ZM189 133V132H188ZM44 134H46L44 136ZM144 134V133H143ZM238 134V133H237ZM94 135V136H95ZM145 135V134H144ZM175 136V135H173ZM46 137V139H44ZM169 137V136H168ZM204 137V138H203ZM264 137V136H263ZM41 138L43 139L41 141ZM179 138V137H178ZM203 138V139H202ZM30 139H34V143L33 145L31 146H28L26 148H23V146L30 141ZM83 139H87L86 141H83ZM177 139V138H176ZM62 140H67L68 144L69 145H64V146H60L59 144L60 143H56L55 146H60L58 149H55V150H52L53 152H63L64 154H60L58 155L57 157H53V158H49V159H46V162L47 163H55V166L54 165H49L48 166V169L50 171V173H52L53 175H55V182H53L52 180H47L46 182L44 183H37L38 180L40 179H44L47 177V172H45L43 170V165L44 164H40L39 162L40 161H45L42 157V154L40 153V151H44L46 147L48 146H51V144L55 143V142H60ZM40 141V142H39ZM198 141V142H197ZM256 141V140H255ZM102 142V143H100ZM122 142V143H123ZM135 142V143H134ZM150 142V141H148ZM160 142V141H159ZM210 142V141H209ZM121 143V144H122ZM137 143V144H136ZM200 143V144H199ZM208 143V142H207ZM140 144V145H138ZM157 144V143H156ZM210 144V143H209ZM208 144V146H209ZM220 144V143H219ZM262 144V143H261ZM124 145V143H123ZM194 145V146H193ZM207 145V144H206ZM211 145V144H210ZM103 147V151H97V152H94L93 148H99V147ZM179 146V149L183 148L182 151L178 149V152L175 150L176 147ZM206 146V147H208ZM213 146V145H212ZM220 146V145H219ZM205 147V146H204ZM116 148V149H115ZM215 149L218 150V148H216V146L214 147ZM205 149V148H204ZM254 149V150H253ZM146 150V149H145ZM200 150H202L203 152V149L201 148ZM199 150V151H200ZM124 151V150H123ZM134 151V152H133ZM198 151V150H197ZM206 151V150H205ZM209 151V149H208ZM215 151V150H213ZM212 151V152H213ZM113 152V151H112ZM125 152V151H124ZM172 152H176L175 155H173L172 157H162L160 156V154H170L172 155ZM100 155H99V154ZM119 153H122L119 151ZM145 153V152H144ZM232 153V152H231ZM113 156L115 155V153H112ZM111 154V156H112ZM118 154V153H117ZM138 154V153H137ZM195 154V153H194ZM240 155V154H239ZM169 156V155H168ZM189 156V157H190ZM195 156V155H194ZM202 156V155H201ZM250 156V157H249ZM134 157V156H133ZM199 157V156H198ZM245 157V156H244ZM108 159L110 158L109 156L107 157ZM114 158V157H112ZM112 158H110L112 160ZM137 163L140 161V157L138 156L137 157ZM185 158V157H184ZM183 158V160H185ZM217 158V157H216ZM136 159V158H135ZM190 159V158H189ZM195 159H197V157H195ZM115 160V159H114ZM114 160H112V163L115 162ZM209 160V159H208ZM102 161V160H101ZM110 161V160H109ZM148 161V160H147ZM150 161V160H149ZM186 161V160H185ZM210 161V160H209ZM225 161V160H224ZM39 163V164H36V165H32V166H26L28 165L27 163ZM108 162V160H107ZM111 162V161H110ZM156 162V161H155ZM157 162V163H159ZM172 162V161H171ZM174 162V161H173ZM201 162V161H200ZM226 162H229V161H226ZM232 162V161H231ZM235 162V161H234ZM248 162V160H247ZM233 163L232 164V169H235V168H238V172L236 173V175H233L234 179H240V178H247L248 180H251L253 177H254V172L253 170H251L250 173H246V170H248V168H252L254 169V165H253V161H250L249 163ZM111 163V164H112ZM187 162H185L186 164ZM191 163V162H190ZM215 163V162H213ZM213 163H209V165H207V163L205 162V168L203 167V170L202 169H199L197 167V172H195L196 175H194V173L191 174V171L190 173H187L189 174L188 177L189 179H185L184 181H180L178 179L177 176L175 175H167L165 174L164 176H161L163 177V180H160L158 176L156 179H159L161 183H159V185H162L161 188L159 189L158 186H156V188H154L157 192V194H161V195H164V196H168L167 198H161L160 199V202H163L164 206L163 207H167L165 210H163L162 212L163 213H166V221H167V218H169V215H173L174 213H176V209H174V206H172L174 204V201H177V199L179 198V196H174L175 195V190L174 189H178L176 187H179L180 190H182L183 188H180L182 187V185L180 183L183 184V182H186V184H183V186H185L186 188L184 189V191L187 190V187L189 185H192L193 183H195V179H197V177L200 178V176L204 173V175L206 176L207 175V171H208V168L210 169V165H212ZM117 164V163H116ZM184 164V163H183ZM167 165V166H169ZM196 165V164H195ZM112 166V165H111ZM123 166V165H122ZM193 166V165H192ZM213 166V165H212ZM113 167V166H112ZM115 167V166H114ZM140 167V165H139ZM214 167V166H213ZM242 167V169L240 168ZM144 168V167H143ZM176 168V167H175ZM190 168V167H189ZM54 169H55V172L57 173H53L54 172ZM116 169V168H115ZM188 169V168H187ZM226 169V168H225ZM114 170V169H113ZM195 170V168H194ZM217 170V169H216ZM152 171V170H151ZM160 171V170H159ZM159 171H157V173H159ZM172 171V170H170ZM169 171V172H170ZM214 171V170H213ZM210 170V172H212L211 174H209L208 176L210 178H212L214 180V178L217 177L218 174L220 173H215ZM219 171V170H217ZM256 171V170H255ZM72 172V173H71ZM119 172V171H118ZM117 172V173H118ZM260 172V171H259ZM114 173H116L114 171ZM171 173V172H170ZM174 173V172H173ZM184 173V175L186 174ZM120 174V172H119ZM164 174V173H163ZM223 174V173H222ZM256 174V173H255ZM98 175H100L101 177H103V180L100 182L95 181L93 182L91 179H93V176L97 177ZM143 175V174H142ZM141 175V176H142ZM159 175V174H158ZM258 175V174H257ZM64 177V179L60 180V177ZM264 176V175H263ZM32 178V189L29 190V191H26V190H22L21 187L17 184V181L19 180V178ZM53 177V176H51ZM61 177V178H62ZM81 179H79V178ZM196 177V178H195ZM222 177V176H221ZM226 177V176H224ZM257 177V176H256ZM78 178V179H77ZM202 178V177H201ZM218 178V177H217ZM231 178V177H230ZM258 178V177H257ZM205 179V178H204ZM264 179V178H263ZM90 180V182L88 181ZM148 180V179H147ZM158 180V181H159ZM260 180V179H258ZM257 180V181H258ZM82 181V182H81ZM156 182V180H154ZM175 181H180V183H175ZM199 181V180H198ZM241 181V180H240ZM62 182H64L63 185H60ZM87 182H89V185L87 186ZM148 182V181H146ZM152 182V181H151ZM165 182H167L165 184ZM247 181L245 180V183ZM202 183V182H201ZM234 183V182H233ZM243 183V182H242ZM85 185L87 186V188H83L81 187L80 185ZM248 184V183H247ZM262 184V183H261ZM264 184V183H263ZM41 185V188L43 189L42 192H39V186ZM60 185V186H59ZM71 185H75L77 186L78 188H83L86 190V192H84L83 194H80V199H79V204H81V206L78 207V212L80 211L81 213L84 214V216L88 219V221L91 220V217H93V219H98V221L102 222L99 223L100 225L97 226V223L95 225H85L86 227L83 229V226L81 228V230L77 229L76 231L74 230H71V229H68V230H65L66 227H64L63 230H57V229H53L54 227H51L53 226V222L55 221H52V219H49V220H40V217H45L47 216V214H54V213H57V211H60V208H57L56 206V203H57V199L60 200L61 202L64 203L63 201V197H60V198H55L54 196H49V194L45 193L44 192V188L47 189V191H54V193H57V192H62V191H65L66 188H71L72 186ZM83 185V186H84ZM114 185V184H113ZM133 187H135L134 184H132ZM131 186V185H130ZM142 186V185H141ZM176 186V187H175ZM232 186V185H231ZM238 186V185H237ZM239 186H241V184H239ZM252 186V184H251ZM258 186V185H257ZM262 186V185H260ZM53 189H52V188ZM144 187H147L144 186ZM235 187V186H234ZM247 187V186H246ZM41 188H40V191H41ZM172 189L171 192H167L166 190L168 189ZM241 188V187H240ZM237 189V187H236ZM235 189V190H236ZM262 189V188H261ZM76 190V188H75ZM115 190V189H114ZM19 191V192H18ZM31 191V195H27L28 192ZM70 191V190H69ZM77 191V190H76ZM78 192V191H77ZM63 193V192H62ZM107 193V194H106ZM114 193V192H113ZM117 193V192H116ZM169 193H173L172 195H169ZM180 193V192H179ZM186 193V192H185ZM264 193V191H263ZM47 194V195H46ZM74 194V193H73ZM78 194V195H79ZM125 194V195H124ZM43 195H46L47 197H49L50 200H47V197L46 198H43L41 199V197ZM131 195V194H130ZM262 195V194H261ZM76 196V195H75ZM81 196H87L89 197L87 201H82V199H84V197L82 198ZM106 196V197H105ZM160 196V195H159ZM219 196V195H218ZM247 196V195H246ZM39 198L40 200H36V198ZM57 197V196H56ZM76 200H78V198ZM86 197V198H87ZM114 197V196H113ZM139 198V196H137ZM63 198V199H62ZM85 198V200H86ZM144 198V197H143ZM240 198V197H239ZM145 199V198H144ZM183 199V198H182ZM47 200V201H46ZM68 200V199H67ZM134 200V199H133ZM159 200V199H158ZM208 200V199H207ZM206 200V202H207ZM260 200V199H259ZM37 201H40L39 204H36ZM71 201V199H70ZM141 201V200H140ZM185 201V200H184ZM212 201V200H211ZM205 202V203H206ZM134 203V202H133ZM213 203V202H212ZM260 203V202H259ZM60 204V203H59ZM211 204V203H210ZM208 204V205H210ZM10 205V206H9ZM62 205V204H61ZM60 206V205H59ZM58 206V207H59ZM123 207V205L119 204V207ZM176 206V205H175ZM227 206V205H226ZM75 207V206H73ZM72 207V209H73ZM127 207V206H126ZM130 207V206H128ZM204 209L203 211H201V213L203 214V212L205 213H208V210L206 208V206H204ZM210 207V206H209ZM246 207V206H244ZM71 208V207H70ZM69 208V210H70ZM77 208V207H76ZM162 208V207H161ZM206 208V209H205ZM7 209H10V211H6ZM179 209V208H178ZM183 209V208H182ZM237 209V208H236ZM16 210H19V212H16ZM64 210V209H62ZM227 210V209H226ZM229 210V208H228ZM227 210V211H228ZM232 210V209H230ZM246 210V208H245ZM180 211V210H179ZM178 211V212H179ZM226 211V213H227ZM263 211V210H262ZM48 212V213H47ZM92 212V213H91ZM115 212V213H114ZM128 212V211H127ZM138 212V211H137ZM225 212V211H224ZM246 212V211H245ZM34 215H31L33 214ZM150 211L147 210V211H144L143 213H136L134 212L132 214V216H135V219L139 220V219H143L142 221L145 222V224L148 226V223H150L151 221L149 219H146V218H150ZM183 212H181L182 214ZM213 213V212H212ZM221 213V212H220ZM79 214V213H78ZM116 215L117 217H114L112 216V218L114 219V221H112V218H110L109 216L110 215ZM211 214V213H210ZM230 214V213H229ZM232 214V213H231ZM128 215V214H127ZM131 215V214H130ZM180 215V214H179ZM199 215V214H198ZM234 215V214H233ZM256 215V214H255ZM31 216H33V218H36L37 220V217H38V222H33V220H31ZM75 216V215H74ZM79 216V215H78ZM164 216V215H163ZM186 216V215H185ZM206 216V215H205ZM216 216H219V215H216ZM232 216V215H231ZM257 216V215H256ZM77 217V216H76ZM174 217V216H173ZM172 217V218H173ZM199 217V216H197ZM230 217V216H229ZM247 217V216H246ZM250 217V216H249ZM63 218V217H62ZM178 218V217H177ZM180 218V217H179ZM218 218V217H217ZM225 218V217H224ZM245 218V217H244ZM253 218V217H252ZM264 218V217H262ZM73 219H75V217H73ZM78 219V217L76 218ZM171 219V217H170ZM183 219V218H182ZM185 219V218H184ZM187 219V218H186ZM185 219V220H186ZM210 219V218H209ZM57 220V219H56ZM169 220V219H168ZM176 220V219H175ZM185 220H183L181 223H176L177 221L173 222V224L177 227L178 225H182L185 223ZM194 220V219H193ZM74 221V220H73ZM86 221V220H84ZM136 221V220H135ZM172 221V220H171ZM188 221V220H187ZM186 221V222H187ZM195 221V220H194ZM207 221V220H206ZM212 221V220H211ZM252 221V219L250 220ZM259 221V220H258ZM78 222V221H77ZM170 222V221H169ZM255 222V219L253 220L252 224ZM64 223V222H63ZM188 223V222H187ZM190 223V222H189ZM197 223V222H196ZM203 223V222H202ZM86 224V223H85ZM93 224V223H92ZM209 224V223H208ZM230 224V223H229ZM256 224V223H255ZM253 224V225H255ZM261 224V223H260ZM264 224V223H263ZM56 225V224H55ZM170 225V224H169ZM241 225V224H240ZM258 225V224H256ZM47 226V227H45ZM76 226V225H75ZM131 226V225H130ZM154 226H155V223H154ZM174 226V227H175ZM227 226V225H226ZM57 227V226H56ZM68 227V226H67ZM174 227H171V228H174ZM235 227V225H234ZM234 227H232L234 229ZM240 227V226H239ZM256 227V226H255ZM46 228V229H44ZM153 228V227H152ZM165 228V227H164ZM181 229L186 228L185 225H183L182 227H180ZM179 228V229H180ZM222 228V227H221ZM226 228V227H225ZM228 228V226H227ZM262 228V227H261ZM264 228V227H263ZM48 230L49 232L51 231L53 233V236L51 235L50 236V233H47L49 234L48 237L47 235H45L44 232H42V230ZM179 229H178V233H179ZM236 229V228H235ZM239 229V228H237ZM151 230V228H150ZM157 230V229H156ZM154 230V231H156ZM167 230V229H166ZM175 230V229H174ZM173 230V231H174ZM177 230V229H176ZM189 230V229H188ZM191 230V229H190ZM221 230V229H220ZM229 230V229H228ZM231 230V229H230ZM246 230V229H245ZM244 230V231H245ZM262 230V229H260ZM181 231V230H180ZM186 231V230H184ZM213 231V230H212ZM224 231V230H223ZM225 231H227L225 229ZM235 231V230H234ZM238 231V230H237ZM243 231V232H244ZM46 232V231H45ZM153 232V231H152ZM167 232V231H166ZM57 233V234H55ZM157 233H160V232H157ZM157 233L153 232V233H150L149 234V237L145 238L143 241H133L132 242H135L134 244H132V246L134 248H137L134 252H135V257H136V254H138V256H140V252L142 253V251L147 248V244H151L152 245V240L155 241V243L157 242H163L166 240V237H164L161 234L162 238L160 235H158ZM168 233V232H167ZM167 233H163L164 235H166ZM196 233V232H195ZM207 233V232H206ZM213 234V232H210ZM216 233V232H215ZM219 233V232H218ZM223 233V232H222ZM236 233V232H234ZM240 233V232H239ZM125 234V235H124ZM130 234V233H129ZM127 234V235H129ZM148 234V232L146 233ZM189 237L191 235H193L194 233H192V231H190V233H186ZM185 233H184V237L187 236ZM208 234V233H207ZM225 234V233H224ZM230 234V233H229ZM233 234V233H232ZM243 234V233H242ZM6 235V237H5ZM29 235V236H27ZM143 235V234H141ZM180 235V234H179ZM220 235V234H219ZM226 235V234H225ZM235 235V234H234ZM252 235V234H251ZM8 236V237H7ZM145 236V235H144ZM147 236V235H146ZM187 236V237H188ZM202 236V235H201ZM204 236H206V234H204ZM209 236V235H208ZM223 236V235H222ZM230 236V235H229ZM238 235H236L237 237ZM245 236V235H244ZM4 237V238H3ZM160 237V238H159ZM174 237H176L174 235ZM184 237H181V238H184ZM207 237V236H206ZM233 237V236H232ZM235 237V238H236ZM3 238V239H2ZM45 238V239H44ZM48 238V241L47 239ZM82 238H85L82 240ZM177 238V237H176ZM203 238V236H202ZM202 238L200 240H202ZM210 238L211 235H210ZM234 238V237H233ZM238 238V237H237ZM164 239V240H163ZM168 239V237H167ZM178 239V238H177ZM188 240V238H185ZM196 239V238H195ZM194 239V240H195ZM206 240V238H204ZM247 239V238H246ZM4 240V241H5ZM10 240V239H9ZM26 240V241H25ZM29 240V241H28ZM172 240V239H171ZM192 238V241L195 242ZM199 240V239H198ZM197 240V241H198ZM225 240V239H224ZM222 240V241H224ZM168 241V240H166ZM165 241V242H166ZM185 241V240H184ZM208 242V240H206ZM242 241V240H241ZM3 242V241H2ZM14 242V241H13ZM28 242V243H27ZM51 242V241H50ZM164 242V244H165ZM170 242V241H169ZM186 242V241H185ZM188 242V241H187ZM201 242V241H200ZM198 242V243H200ZM204 241H202L201 243H203ZM210 242V241H209ZM214 242V241H213ZM225 242V241H224ZM238 242V241H237ZM178 243V242H177ZM180 243V242H179ZM192 243V242H191ZM212 243V241H211ZM234 243V242H233ZM1 244V243H0ZM44 244V245H43ZM50 244V243H49ZM184 244V243H183ZM235 244V243H234ZM260 244V243H259ZM7 245V244H6ZM12 242H11V245H9V252L11 253L10 249L12 247ZM37 245H41V246H37ZM45 245L47 246L45 248ZM118 245V244H117ZM116 245V247H117ZM125 245V244H124ZM122 245V246H124ZM163 245V244H162ZM203 247H200V248H204V246H207L205 244V242L202 244ZM201 245V246H202ZM252 245V244H251ZM3 247H5L4 245H1ZM157 246V245H156ZM190 246V245H189ZM218 246V245H217ZM36 249H35V248ZM112 247V248H113ZM194 247H196V244L194 245ZM235 247V246H234ZM28 248V249H27ZM31 248V249H29ZM111 248V249H112ZM118 248V247H117ZM121 248V247H120ZM177 248V246H176ZM7 249V247H6ZM14 249V248H13ZM119 249V248H118ZM117 249V250H118ZM168 249V248H167ZM242 249V248H241ZM20 250V249H19ZM24 250V251H23ZM98 250V249H97ZM152 250V249H151ZM170 250V249H169ZM178 251V249H175L173 251ZM235 250V249H234ZM245 250V249H244ZM251 250V249H250ZM56 251H53V252H56ZM105 251H104V254H105ZM112 251H115V250H112ZM112 251H111V254H112ZM121 251V250H119ZM126 251V250H125ZM159 251V249H158ZM157 251V252H158ZM172 253L173 251L170 250ZM181 251V250H180ZM239 251V250H238ZM49 252V251H48ZM118 252V251H116ZM123 252V251H122ZM127 252V251H126ZM148 252V251H147ZM152 252V251H151ZM50 253V252H49ZM120 253V252H119ZM156 253V252H155ZM176 253V252H174ZM229 253V252H228ZM248 255L244 252V255H245V258L246 260L248 261V259L250 260V255H249V252H247ZM115 254V253H114ZM242 254V253H241ZM1 255H5V254H1ZM0 255V256H1ZM12 255V254H11ZM51 255V254H50ZM117 255V254H115ZM118 255H121L118 254ZM123 255V254H122ZM196 255V254H195ZM204 255V254H203ZM206 255V254H205ZM234 255V254H233ZM232 255V256H233ZM8 256V255H7ZM17 256H19V258H17ZM52 256V255H51ZM104 256V255H103ZM137 256V258H138ZM147 256V255H146ZM145 256V257H146ZM151 256V255H150ZM161 256V255H160ZM175 256V255H174ZM237 256V255H236ZM27 257L29 259H27ZM55 257V256H54ZM96 257V258H95ZM102 257V256H101ZM106 257V256H104ZM122 257V256H121ZM134 257V258H135ZM144 257V258H145ZM152 257V256H151ZM163 257V256H162ZM235 258V256H233ZM252 257H254V260L256 262V260L258 259L257 256H254L252 255ZM108 258H110L108 256ZM149 258V257H148ZM166 258V257H165ZM193 258V257H192ZM196 258V257H195ZM200 258V257H199ZM206 258V257H205ZM238 259V257H236ZM10 259V258H9ZM15 259H17L15 262H17V264H19V260L20 259V254L17 255L16 254V257ZM14 259V260H15ZM161 259V257H160ZM197 259V258H196ZM231 259V258H230ZM7 260V259H6ZM138 260V259H137ZM144 260V259H143ZM151 260H154L151 259ZM150 260V261H151ZM179 260V259H178ZM206 260V259H205ZM225 260V259H224ZM13 261V260H12ZM111 261V259H110ZM109 261V262H110ZM126 260H124L123 262H125ZM129 261V259H128ZM127 261V262H128ZM140 260L136 261V262H139ZM157 261V259H156ZM162 261V260H161ZM165 261V260H164ZM162 261V262H164ZM196 261V260H195ZM215 261V260H214ZM239 261V260H238ZM10 262V261H9ZM21 262V261H20ZM29 262V261H27ZM35 262V263H34ZM135 262V261H134ZM154 262V261H153ZM167 261L164 262V264L166 263ZM204 261L198 263V260H197V263L198 264H201L203 263ZM57 263V262H56ZM130 263V262H129ZM132 263V261H131ZM161 263V262H160ZM240 263V262H239ZM262 264H264V262H260ZM13 264V263H12ZM52 264V263H51ZM109 264V263H108ZM134 264V263H132ZM139 264H142L141 262H139ZM144 264L145 261H144ZM149 264V263H147ZM182 264V263H181ZM205 264V263H204ZM241 264V263H240ZM250 264V263H249Z\"/></svg>","mask_w":264,"mask_h":264}]
</instances>
